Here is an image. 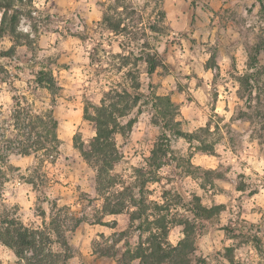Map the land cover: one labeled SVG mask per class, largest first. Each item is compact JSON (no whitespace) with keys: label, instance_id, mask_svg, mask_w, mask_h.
Returning a JSON list of instances; mask_svg holds the SVG:
<instances>
[{"label":"rangeland","instance_id":"1","mask_svg":"<svg viewBox=\"0 0 264 264\" xmlns=\"http://www.w3.org/2000/svg\"><path fill=\"white\" fill-rule=\"evenodd\" d=\"M44 2L52 11L33 17L32 12L39 11L33 7L34 0H14L0 33V119L11 114L15 98L22 96L40 109L51 107L53 95L35 83L42 68L53 70L62 87L54 105L59 153L48 160L15 153L6 162L0 219L16 220L44 234L39 238L40 250L25 255L35 263L52 250L55 264H125V257L134 255L165 224L156 220L160 214L169 221L176 219L167 237L171 245L170 237L177 229L184 238L176 245L191 236L193 246L185 249L189 264H246L236 258L250 256V249L264 258V28L245 29L247 18L240 15L247 11L251 16L256 4L249 8L246 0H151L154 6L146 3L138 14L117 0L126 15H109L115 10L109 4L97 21L88 7L93 0ZM4 13L0 8V26ZM13 14L17 15L14 26ZM258 15L264 19V0ZM21 17L33 22L34 38L17 32ZM138 24L145 28L133 31ZM100 29L110 31L112 38L131 37L132 43L144 39L139 56L132 51L123 55L125 40L117 45L121 52L113 53L111 59L120 61L117 72L146 63L148 96L139 91L143 86L139 72L131 69L125 72L128 87L117 84L120 91L104 90L109 69L97 67L102 62L99 53L111 48L112 39L100 33L108 49L99 42L86 46ZM173 31L178 38L167 39ZM149 33L156 41L165 37L163 54L152 51L146 39ZM41 53L45 55L38 59ZM151 58L157 63L153 72H149ZM242 58L244 74L237 75ZM226 77L239 85L231 108L224 95L229 92ZM205 88L211 92L217 122L209 117L197 132L177 135L178 129L193 124L191 118L198 123L205 115L195 95L207 96ZM89 94L99 99V106ZM237 100L243 101V107ZM221 102L222 111L231 113L227 118L216 112ZM101 129L114 131L107 139L114 151H103L101 160L87 158L84 152L93 148ZM213 130L220 135L213 136ZM181 139L187 143V156L180 155L183 146L173 148ZM13 159L16 162L10 163ZM237 165L241 170L234 172ZM194 181L200 195L189 187ZM206 200L217 209L203 211L209 208ZM222 214L227 224L221 223ZM5 238L0 235V264L6 260L13 264L8 259L12 254L19 258L15 264H29ZM216 240L223 245L222 251L216 249ZM208 247L213 252L206 256Z\"/></svg>","mask_w":264,"mask_h":264},{"label":"trees","instance_id":"2","mask_svg":"<svg viewBox=\"0 0 264 264\" xmlns=\"http://www.w3.org/2000/svg\"><path fill=\"white\" fill-rule=\"evenodd\" d=\"M14 0H0V8L5 9L3 21L0 26V33L4 31V26L8 18V10L13 7ZM17 18L16 14L12 17V26ZM108 22V18L105 19ZM7 56L6 52H2ZM151 57V56H149ZM149 62V72H153L157 63L155 59L151 58ZM35 83L37 87L48 90L52 96L51 107L40 109L36 103L30 101L27 96L15 98V106L11 111V114L7 118L0 119V203L2 201L4 184L7 181V165L11 154L18 153L23 156L34 155L41 160H48L54 158L60 150L61 141L58 136L59 121L55 115L54 105L56 104L57 91L62 87L58 85L54 76L53 70L42 68L37 72ZM126 93V92H125ZM124 93V94H125ZM123 94V95H124ZM127 94V93H126ZM1 114V112H0ZM109 120H112L111 117ZM106 126V122L103 123ZM114 131L101 129L99 138L92 143L93 148L84 153L90 158L101 160L103 157V151H114V149L107 142L108 136H111ZM176 134L179 136H186L187 133L182 130H177ZM196 200L200 201L199 197ZM199 207L202 206L199 204ZM213 208L203 207V211H214ZM158 210L165 211L167 208H160ZM112 213L119 212L113 211ZM197 217L200 214L195 213ZM173 215V214H171ZM137 218H133L137 220ZM173 221L167 220L166 215H158L157 221L162 220L165 224L159 227V232H153L151 236L140 245V248L132 256L125 257V264H131L135 259H140V264H189L188 254L185 253V249L193 246L191 236L188 235L184 240L173 246L167 240L170 230V224L176 221L175 217H172ZM175 219V220H174ZM183 221L181 223H184ZM11 224V228L8 226ZM142 230V228H139ZM0 235L7 237L6 240L9 244H12L16 248V253L29 264H55L51 257L53 256L52 250H49L46 257L35 261L32 258L27 257V252H38L41 245L39 238H44L43 232L32 230L16 220L0 219ZM147 245V246H146ZM195 251V249H193ZM191 251V252H193Z\"/></svg>","mask_w":264,"mask_h":264},{"label":"clouds","instance_id":"3","mask_svg":"<svg viewBox=\"0 0 264 264\" xmlns=\"http://www.w3.org/2000/svg\"><path fill=\"white\" fill-rule=\"evenodd\" d=\"M247 2V7L251 8L252 4L255 3L256 4V8L253 10L251 16H249L247 11H241L240 15L242 17L247 18L246 19V23L244 24V28L245 29H253L254 32H259L261 28H264V19H261L260 16L258 15L259 11H260V0H246ZM123 3L125 6H130L129 10H131L132 8L137 10V13L139 14L141 12L142 9H144V5L146 3L149 4V8H151L152 3L151 0H123ZM114 5L115 6V10L113 12H109V15H113L116 18H121L124 17L126 14L124 13V8L121 7L120 5H117V0H93L92 3H90L88 5L89 8L92 9V15H94V18L99 21L100 17H101V13L102 12H107L108 11V5ZM19 6V5H17ZM33 7L36 9H39V11H33L32 15L33 17H41L43 15H48L49 12L52 11V9H50L48 7V5L44 2V0H34L33 3ZM47 9V11H46ZM170 19V18H169ZM154 22V21H152ZM32 21L31 20H27V17H21V21L19 26L17 27V32H22L28 35V37L34 38L37 33L35 31H33L32 29ZM125 24H128V19L124 20ZM165 23H168V21H165ZM255 25V27L253 28V26ZM59 26V25H58ZM175 25H173L174 27ZM129 27L131 28V25H129ZM145 28V25H137L136 28L132 29L133 31H140L141 29ZM231 31V29L229 30ZM100 33H102L106 38H110L112 39V46L110 49H108V45L107 44H103V42L100 40ZM238 33L236 35L233 36V39H237L238 38ZM153 34L149 33L148 37L146 39H148L149 43L153 45V52H159L160 54H163L164 52V40L165 37H161L160 41H156L152 38ZM178 38L177 36V32L173 31L170 33V35L167 37V39H172V38ZM128 41V44L126 45V51H124L123 55H127L128 51H132L135 53V55L139 56L141 54V48L140 46L144 44V39H138L135 43L131 42V37H124V36H120L118 38H112V33L110 31H104L103 29H100V32L97 33V35L93 38V42L91 44L86 45L87 47H92L94 46L95 43L99 42L102 44V46L105 49H108L107 52H100L99 53V57L101 59V64L98 65L97 67L99 68H105V69H109L108 72V76L110 77V79L107 80V84L104 88L105 91H107L108 87H112L114 89H116L117 91H120L121 89L117 88L116 85L117 84H123L124 87H128V82L126 81L125 78V72H127L128 70H132V71H138L139 72V76L138 79L141 82V84L143 85L139 91L144 93L145 96H148L150 94V90L148 88V81H149V77L147 74V64L146 63H141L137 69H133L131 65L128 66L127 69H125L123 72H117L116 71V67L115 66H119L120 65V61L117 60H112L111 56L113 53H117V52H121V48L118 47V43L120 41ZM10 46V45H8ZM242 51V49H241ZM43 55H45L44 53H41V55L38 57L42 58ZM205 59L207 58V54L204 57ZM225 64H227V61H225ZM238 67H240L242 69V71L238 72L237 75H243V58L240 61V64L238 65ZM12 69H9V71H11ZM184 71H187V69L185 68ZM226 83L225 86L229 88V92L225 93V97L228 99L229 102V107H232V101L235 98V92H236V88L239 87V85H235L234 86V82H227V77L225 78ZM155 82V81H153ZM181 83H184L185 81L181 80ZM190 83H194V82H190ZM173 87H175V85H172ZM128 90L131 92L132 89L129 87ZM205 91H208V95L204 96L203 93H196L195 95L197 96V99L199 100V102L204 105V113L205 115L198 121V123H193V124H189L188 126L184 127L182 130L187 132V133H193V132H197L208 120L209 117L212 118L213 122H217V117H216V113L211 111V92L210 90H208L207 88H205ZM89 99H92V102L99 106V99H93L91 94H89L88 96ZM246 99V97H245ZM237 104H239L241 107H243V101H236ZM107 104V101H106ZM222 106H223V102H221V107L216 109V112H219V114L221 116H224L225 118H227L231 113L230 112H223L222 111ZM150 107V105H149ZM90 113L92 115H95L96 113L94 111H92L90 109ZM177 119H179V117H177ZM225 122H227V120H225ZM224 129L221 128V133H223ZM92 135H95V133L93 132ZM213 136H217L220 135L219 133H216L214 130L212 132ZM209 143H211V140L208 141ZM85 143L87 144V141H85ZM198 141H193V144L196 145L198 144ZM181 146H183V151L180 153V155H184L187 156V143L184 140H180L179 143H174L173 144V148H180ZM193 151H195V148H193ZM217 151L219 152L220 149L217 148ZM16 161L10 160V163H15ZM193 163H199V161H193ZM211 167H215V164L210 165ZM241 169L239 167V165L236 166V168L234 169V172H239ZM228 175L233 176L234 179V175L232 173H229ZM224 186V185H222ZM192 190H194L197 195L201 194V190L198 187V183L197 182H192V184L189 186ZM226 187V186H225ZM236 195H239L238 193ZM188 199H191V196L188 195L187 197ZM219 202V200L217 201ZM160 203H163V201H160ZM204 203L210 208L211 207V202L210 201H204ZM232 207L235 209L236 205L235 203L232 205ZM31 215V213H29V216ZM236 216H235V212L233 213V221H235ZM252 219L253 221H255L256 217H252L249 218ZM25 224H27V219H25ZM221 223L222 224H227L228 223V219L226 216H224L222 214V219H221ZM223 234L221 233V236ZM183 234L180 232L179 229L176 230V233L170 237L171 239V243L173 244V246H175L178 242V240L183 239ZM231 243V241H225V244H229ZM215 247L218 250H223V245H221L219 243V240L215 241ZM213 252V248L212 247H208L205 255L207 256L208 253ZM29 255H31V253H28ZM199 253H197L198 255ZM9 260L13 261V264H15V262L19 259L15 254H12L8 257ZM238 261L243 259L246 264H264V258L260 257L259 255H257V253L255 252V250L250 249V256L248 257H237L236 258ZM5 264H7V260L5 261ZM21 264H23V261H21ZM222 264H228L227 261H222Z\"/></svg>","mask_w":264,"mask_h":264},{"label":"crops","instance_id":"4","mask_svg":"<svg viewBox=\"0 0 264 264\" xmlns=\"http://www.w3.org/2000/svg\"><path fill=\"white\" fill-rule=\"evenodd\" d=\"M199 115H202V114H199ZM199 115H198V116H199ZM185 117H187V115H186ZM201 118H202V117H201ZM190 121H191L192 123H196V121H195L194 119H192V118H191Z\"/></svg>","mask_w":264,"mask_h":264}]
</instances>
